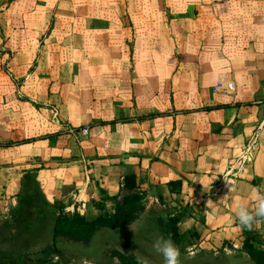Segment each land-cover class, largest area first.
I'll list each match as a JSON object with an SVG mask.
<instances>
[{"label":"crops","instance_id":"obj_1","mask_svg":"<svg viewBox=\"0 0 264 264\" xmlns=\"http://www.w3.org/2000/svg\"><path fill=\"white\" fill-rule=\"evenodd\" d=\"M236 3L240 17L251 15L245 28L264 29L255 18L264 0ZM225 8L195 0L186 9L194 18L191 53H140L147 39L136 23L112 34L120 44L133 42L128 54L65 55L45 40L11 58L12 39H6L8 52L0 50V225L12 220L30 174L50 204L91 221L114 214L129 194L125 179L135 176L144 214L165 209L178 216L179 233L195 240L192 250L245 251L247 241L264 250V219L249 230L234 211L237 200L254 204V188L264 195V36L237 39L242 50L234 56L223 40L203 38V31L220 29ZM55 30L56 24L50 36ZM78 32L76 46L85 41ZM223 79L234 82L235 93L215 91ZM141 226L136 220L102 230L89 245L59 249L55 260L67 255L70 264H105L93 256L98 238L138 237Z\"/></svg>","mask_w":264,"mask_h":264},{"label":"rangeland","instance_id":"obj_2","mask_svg":"<svg viewBox=\"0 0 264 264\" xmlns=\"http://www.w3.org/2000/svg\"><path fill=\"white\" fill-rule=\"evenodd\" d=\"M207 1L226 6V8L219 18L220 29L210 28L207 32L203 31V38L215 39L213 37H217L219 40H223L229 56H234L242 50L237 39L254 38L256 34L259 37L264 36V29L250 31L245 28V24L251 21V15L245 12L240 17L235 9V5H239V3L235 4V0ZM232 1L233 3H231ZM194 2L195 0H0V50L5 51L6 39H12L11 49L14 51L10 52L12 58L14 54L26 53L27 48L34 44L38 46L39 41L45 45V40H47L46 43L53 44L54 53L65 55H74L75 53L83 55L112 54L118 53V50L128 54L134 52L133 42L120 44L118 38L112 34L118 29L128 28L136 23L145 31L147 39L146 45L138 47L140 53L166 55L177 53L179 50L191 53L194 43L189 34L192 33L190 29L194 27L192 24L194 18L192 14L186 13V9L194 5ZM262 11L260 8L255 15L260 23L264 22V11ZM237 22H243V28L236 29ZM55 24L56 34H52V37L50 36L51 30ZM158 28L161 29L158 30ZM76 30L79 31L77 35L84 36L85 40L78 46L75 44ZM95 33L97 36L93 37ZM26 65L25 62L17 66L19 69H24ZM15 66L16 63L13 67ZM8 69L6 67V70ZM223 80L235 88L233 81ZM223 80L217 84L215 91ZM21 81L22 79L18 83ZM235 90L236 88L231 94L235 93ZM169 214V211L165 209L160 213L150 215V217H147L144 212L139 213L137 221L139 220L142 226L137 232L138 237L128 235L119 239L116 234H102L93 244L94 258L100 263L107 264L105 258L111 257L113 253L126 251V255L139 259L145 264H164V258L154 251L152 245L157 236L163 235L155 221L161 216L168 221ZM34 237L30 238L31 241L26 249L32 258L42 259L46 257V254L42 252L51 245V235L42 230ZM62 241L64 242L58 246L57 252L59 249H68L69 245L81 246V244L70 241ZM17 243L21 249L24 240L21 238L17 240ZM193 243L195 244V240L188 238L178 246L181 253V264H255L244 250L229 249L219 252L193 250L195 255L190 257L186 249H192ZM4 247L8 246L4 245ZM129 250L132 253H129ZM57 252L50 256L49 264L71 263L72 259L67 255L59 257L60 260H55V257L58 256Z\"/></svg>","mask_w":264,"mask_h":264},{"label":"trees","instance_id":"obj_3","mask_svg":"<svg viewBox=\"0 0 264 264\" xmlns=\"http://www.w3.org/2000/svg\"><path fill=\"white\" fill-rule=\"evenodd\" d=\"M124 189L129 194L117 202L114 214L91 221L78 211L67 214L61 206L50 204L41 193L36 175L26 176L19 195L20 203L12 220L0 225V264H49L50 256L57 252L59 240L89 245L102 230H118L130 226L137 220L138 214L144 211L139 204L140 196L134 193L138 189L135 176L125 179ZM179 222L178 216L171 217L168 221L157 220L160 232L165 237L171 236L177 246L187 240L185 235L179 233ZM42 230L50 233L52 242L48 249L42 252L46 257L36 260L29 255L26 248L30 238H35L34 235ZM21 238L24 243L20 249L17 240ZM245 251L255 264H264V250L247 241ZM112 257L117 258L121 264H140L134 257L119 252L113 253Z\"/></svg>","mask_w":264,"mask_h":264},{"label":"clouds","instance_id":"obj_4","mask_svg":"<svg viewBox=\"0 0 264 264\" xmlns=\"http://www.w3.org/2000/svg\"><path fill=\"white\" fill-rule=\"evenodd\" d=\"M231 191V189H230ZM250 199L254 204L250 207L247 201L237 200L234 203V211L240 224L251 230L254 222L264 219V195L260 194L258 188H254ZM154 251L164 258V264H181L180 249L174 243L171 236L159 235L155 238L152 245ZM189 256L195 253L191 248L186 249Z\"/></svg>","mask_w":264,"mask_h":264},{"label":"built area","instance_id":"obj_5","mask_svg":"<svg viewBox=\"0 0 264 264\" xmlns=\"http://www.w3.org/2000/svg\"><path fill=\"white\" fill-rule=\"evenodd\" d=\"M225 80H223V82H221L218 87L216 88V92H222V93H228L231 94V92L234 91V86L230 83L224 82ZM82 134L87 135L89 134V130L88 129H84L83 131H81ZM37 162L35 161L34 164H36ZM58 260V259H56Z\"/></svg>","mask_w":264,"mask_h":264}]
</instances>
